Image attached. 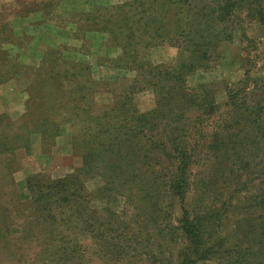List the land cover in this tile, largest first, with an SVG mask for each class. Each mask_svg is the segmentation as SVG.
<instances>
[{
    "label": "trees",
    "instance_id": "1",
    "mask_svg": "<svg viewBox=\"0 0 264 264\" xmlns=\"http://www.w3.org/2000/svg\"><path fill=\"white\" fill-rule=\"evenodd\" d=\"M60 1L25 2L13 13L19 17L41 13L46 22ZM110 4L99 6L91 2L87 12L76 10L77 22L83 17L85 24L101 25L94 32L108 33L111 41L108 47L120 49L122 55L118 59L127 61L122 66L137 73L123 89L109 90L115 97L110 111L96 113L91 106L83 105L74 113L75 120L84 122L86 134L93 138L84 144L85 157L80 170L87 174L100 172L106 180L104 189L113 190L109 186L114 183L131 208L136 209L144 202L158 209L155 214L153 210L136 221V216L123 219L130 213L124 209L120 223L127 226L128 241L139 245L133 238L140 237L170 243L181 232L184 246L179 251L178 264H197L208 259L219 264H264V64L259 67L263 70L260 76L253 75L256 64H249L244 78L227 86L223 103L216 102L207 85L192 87L186 80L188 73L199 65L206 66L219 54L222 43L232 42L236 37L242 42H254L246 34L245 23L264 30V0H128L118 6ZM103 7L115 13L99 20ZM6 12V9L0 12L3 18L0 19V84L19 68L8 50L1 47L14 41L10 19L3 17ZM165 42L183 52L175 66L154 65L143 54L137 57L131 52L129 56L125 50L130 45L149 47ZM62 52L59 47L48 48L43 55L46 66L33 70L35 90L32 92L41 96L36 118L24 120L19 132H10L12 123L0 115V159L5 156L9 161L14 160L10 156L19 141L27 139L22 132L24 128L29 129L28 133L38 131L46 139L51 137L54 131L51 125L55 127L49 118L56 100L53 89L65 90L60 69L66 64L56 57L63 59ZM65 80L72 81L68 77ZM84 87L80 104H86L89 99L90 90ZM138 88L155 92L153 110L137 109L134 95ZM32 111L23 118L31 116ZM142 133L146 137H139ZM28 184L33 187L31 180ZM137 187L146 193L141 194ZM39 188L32 204L27 203L38 214L26 222L46 225L51 230L69 223L68 231L74 233L77 224L62 215L68 209V217L78 219L89 209L84 206L89 201L81 193L84 192L82 180L70 174L63 179L46 180ZM176 203L181 211L175 221L177 226L165 224L166 217L173 215ZM226 221H231L230 228L226 227ZM97 222L93 221L88 231L96 232L102 250L116 255L115 264H123L127 255L131 260V242L117 241L125 233L117 234L119 222L116 220L107 228H95ZM110 238L115 241L111 243ZM55 245L63 253L75 249L70 242L63 245L54 242L46 250ZM139 246L134 251L141 252L142 260L152 261L150 245ZM155 246L153 249H161L162 242Z\"/></svg>",
    "mask_w": 264,
    "mask_h": 264
},
{
    "label": "rangeland",
    "instance_id": "2",
    "mask_svg": "<svg viewBox=\"0 0 264 264\" xmlns=\"http://www.w3.org/2000/svg\"><path fill=\"white\" fill-rule=\"evenodd\" d=\"M29 1L40 0H0V12L3 9L7 10L3 17L10 19V29L14 36L13 44L3 43L1 47L8 50L10 57L19 64L16 74L0 84V115L12 123L10 132H19V126L24 120L27 122L36 118V106L41 103L39 100L41 96H36L32 92V89L35 90L32 82L35 78L33 70L46 66L43 55L48 48L59 47L61 52L63 50L64 58L59 55L56 57L64 60L66 64L60 69L65 90L53 89L56 100L52 103L54 111L49 114V118L55 127L51 125L54 128L51 137L46 139L41 132L28 133L29 129L24 128L22 132L26 134L27 139L19 141V145L10 156L14 160L9 161L5 156L0 159V264H115L116 255H110L111 252L105 253L96 232L88 231L93 221H98L95 228H107L117 220L120 227L117 234L125 232L117 241L124 244L131 242L128 241L130 237L126 224L120 223L125 214L124 209H129L130 213L123 219L136 216L135 221L142 220L143 215L147 216L153 210L155 214L158 209L144 202L133 209L116 191L119 187L114 183H110L109 186L113 190L104 189L106 180L100 172L87 174L85 170H80L85 157L84 144L93 138L86 134L85 126H82L84 122L75 120L74 113L83 105L91 106L90 109L96 113L110 111L115 97L109 90L123 89L126 82L129 84L130 80L135 78L134 73L137 70L122 66L127 65V61L118 59L122 55L120 49L108 47V44H111L108 33L99 30L94 32L101 25H95L93 22H90L91 25L88 22L85 24L83 17L77 22L79 15L75 13L76 10L87 12L91 2L118 6L128 0H61L56 8L52 6L54 11L46 18V22L41 13H33L26 17H19L13 13L23 3ZM160 8H163V4ZM188 11L189 8L185 14ZM99 12L101 14L98 19L104 20L108 15L115 13V10L110 11L103 7ZM56 22L57 24H54ZM245 28L247 36L254 42L247 43V40L242 42L240 37H236L232 42L222 43L219 54L212 57L206 66L199 65L196 70L186 75L187 84L192 87L207 85L216 102L223 103L227 86L243 79L249 64L251 66L256 64L252 68L253 75H263V70L259 67L264 64V30L249 22L245 23ZM125 50L128 55L135 53L138 57L143 54L154 65L175 66L183 57V52L178 46L167 42L149 47L130 45ZM66 77L72 81H66ZM120 81L121 83H117ZM87 86L90 90L86 91L89 92L88 102L80 104L82 88ZM62 95L65 97L62 98ZM134 102L138 110L149 112L156 107L155 92L152 89L138 88ZM30 111L31 116L23 118ZM93 121L91 120V123ZM143 136L146 137L145 133L139 137ZM100 140L101 138L97 139V142ZM70 174L79 177L80 182L82 180L84 192L81 193L85 194L89 201L88 205L84 204L89 209H86L85 215L78 219H70L68 217L70 211L64 209L62 218L77 224L75 232L68 231L69 223L55 226L51 230L46 225L26 222L38 214L27 203L32 204L40 189L39 186L45 184L46 180H59ZM29 180L33 183L31 188ZM136 189L143 195L146 193L143 188ZM172 212V216L166 217L165 224L168 222L172 226H177L175 221L181 215L177 203L174 204ZM138 213L140 214L136 215ZM226 223V227L230 228L231 221ZM63 237L65 238L61 240ZM133 240H138L139 245H150L148 250H151L152 261L151 258L147 261L142 260L141 252L134 251L140 246L136 242H131L129 248L131 260L127 255L123 264H178V254L184 246L181 232L170 243L158 239L143 240L140 237ZM110 241L113 243L115 239L110 238ZM54 242L62 245L64 242H70L75 249L63 253L60 247L55 245L54 248L46 250L49 244ZM157 242H162L161 249H153L157 248L155 246ZM124 259L123 257L121 261ZM197 264L219 262L208 259Z\"/></svg>",
    "mask_w": 264,
    "mask_h": 264
}]
</instances>
